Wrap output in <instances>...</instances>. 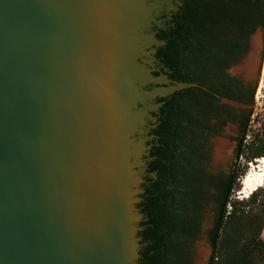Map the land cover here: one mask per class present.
<instances>
[{
	"label": "water",
	"instance_id": "obj_1",
	"mask_svg": "<svg viewBox=\"0 0 264 264\" xmlns=\"http://www.w3.org/2000/svg\"><path fill=\"white\" fill-rule=\"evenodd\" d=\"M179 3L0 0V264H138L158 98L197 85L154 58ZM248 42L228 72L257 84L263 26ZM212 217L207 207L192 264L209 261Z\"/></svg>",
	"mask_w": 264,
	"mask_h": 264
},
{
	"label": "trees",
	"instance_id": "obj_2",
	"mask_svg": "<svg viewBox=\"0 0 264 264\" xmlns=\"http://www.w3.org/2000/svg\"><path fill=\"white\" fill-rule=\"evenodd\" d=\"M264 25V0H180L155 37L163 41L154 57L167 77L196 83L158 98L150 129L142 192L136 203L138 264H192L207 207L208 264H264V190L231 198L218 188L210 193L204 164L205 127L219 107L203 87L242 103H253V90L240 96L215 86L225 69L248 50V38ZM252 110L242 111L246 132ZM246 160L264 156V140L254 136L239 149Z\"/></svg>",
	"mask_w": 264,
	"mask_h": 264
},
{
	"label": "flooded vegetation",
	"instance_id": "obj_3",
	"mask_svg": "<svg viewBox=\"0 0 264 264\" xmlns=\"http://www.w3.org/2000/svg\"><path fill=\"white\" fill-rule=\"evenodd\" d=\"M157 30L158 28L156 29V31ZM160 66L162 67L161 64ZM229 67L225 69L228 77H218L214 85L220 87V89L222 90L228 89L229 91H233L239 96L241 94L248 96L251 90H253L252 98H257V93L259 92L261 81L257 82L256 85V82L252 83L251 80H245L240 75H231L228 72ZM203 89L210 93L214 98L215 104L219 105V107L214 111L215 115L209 118L207 126L205 127L207 158L204 164V172L208 181L207 187L210 193L216 192L217 186L218 188H223L224 192L229 190L230 193H233L235 190H238V188L242 186L243 168L240 167L239 159H245V157L242 156L241 153H237L243 146V143H248L246 137H248L247 132L252 119L249 121L246 132L243 133L242 111L244 110V108H242V106L240 105L228 102L225 99L238 102L243 105H250V103H242L240 101H237L236 99L222 96L215 89L213 90L207 87H203ZM218 140L223 141V149L221 152L222 157L219 160L216 159L218 163L216 167H214L212 163V157L214 153V147L217 144L216 141ZM254 159L255 158L245 160L246 163H248L251 161L255 162L256 159ZM206 264H208V261Z\"/></svg>",
	"mask_w": 264,
	"mask_h": 264
},
{
	"label": "rangeland",
	"instance_id": "obj_4",
	"mask_svg": "<svg viewBox=\"0 0 264 264\" xmlns=\"http://www.w3.org/2000/svg\"><path fill=\"white\" fill-rule=\"evenodd\" d=\"M263 38H264V25H263ZM264 60V49H263V57L262 61ZM261 69V68H260ZM262 75V76H261ZM261 77V80H260ZM261 81V86L259 87V92L257 93V98H253V108H252V115L250 122V126L248 128V137H246V140L249 142L254 136L257 138H261L264 140V72L259 74L258 81ZM257 85V84H256ZM261 157V156H260ZM258 157V158H260ZM240 167L243 168L242 177L246 174V172L249 169L248 163H246V160L244 158L239 159ZM254 163V161H251ZM259 189L264 190V184L259 187L254 192L258 191ZM241 190V187L238 188V190H235L231 194V198H238L241 199V195L239 194V191ZM261 238L264 239V229L261 231Z\"/></svg>",
	"mask_w": 264,
	"mask_h": 264
},
{
	"label": "bare ground",
	"instance_id": "obj_5",
	"mask_svg": "<svg viewBox=\"0 0 264 264\" xmlns=\"http://www.w3.org/2000/svg\"><path fill=\"white\" fill-rule=\"evenodd\" d=\"M260 70L262 74L264 72V61L261 63ZM255 159L254 163L248 162L249 169L242 178V186L239 191L242 198L248 197L264 184V156Z\"/></svg>",
	"mask_w": 264,
	"mask_h": 264
},
{
	"label": "built area",
	"instance_id": "obj_6",
	"mask_svg": "<svg viewBox=\"0 0 264 264\" xmlns=\"http://www.w3.org/2000/svg\"><path fill=\"white\" fill-rule=\"evenodd\" d=\"M264 61V60H263Z\"/></svg>",
	"mask_w": 264,
	"mask_h": 264
}]
</instances>
